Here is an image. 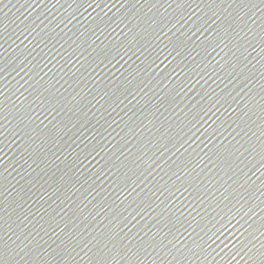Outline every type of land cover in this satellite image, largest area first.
Returning <instances> with one entry per match:
<instances>
[{
  "label": "water",
  "instance_id": "water-1",
  "mask_svg": "<svg viewBox=\"0 0 264 264\" xmlns=\"http://www.w3.org/2000/svg\"><path fill=\"white\" fill-rule=\"evenodd\" d=\"M0 264H264V0H0Z\"/></svg>",
  "mask_w": 264,
  "mask_h": 264
}]
</instances>
